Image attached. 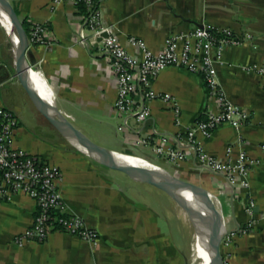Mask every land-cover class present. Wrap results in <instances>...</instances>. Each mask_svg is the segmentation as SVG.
<instances>
[{"label":"crops","instance_id":"0c3cea01","mask_svg":"<svg viewBox=\"0 0 264 264\" xmlns=\"http://www.w3.org/2000/svg\"><path fill=\"white\" fill-rule=\"evenodd\" d=\"M9 1L29 30L34 23L47 28L48 44L32 46L31 51L50 102L83 134L98 136L104 148L145 160L208 190L222 206L232 240L222 245L225 264H264V78L249 71L264 64V0H97L104 23L114 26L120 42L137 56L142 51L130 36L154 52L172 36L199 26L230 30L242 40L214 51V57L226 98L242 107L248 118L240 129L222 124L208 138H198L218 159L249 160V188L204 167L193 153L170 162L153 150L152 144L163 139L186 147L188 129L217 111L201 74L170 66L154 82L155 90L176 98L180 125L161 100L149 104L145 120L121 116L115 109L116 82L108 58L99 47L78 40L82 8L72 0L55 8L54 0ZM14 63V42L0 22V107L18 116L15 145L60 167L63 199L72 213L99 232L100 245L94 248L78 237L53 231L44 243L17 246L14 238L32 226L38 211L34 200L18 195L0 202V264H190L173 239L161 237L159 188L100 164L64 138L35 108L16 77ZM27 97L35 108L30 115L34 121L25 113ZM144 138L151 144L138 143Z\"/></svg>","mask_w":264,"mask_h":264},{"label":"built area","instance_id":"2783aa9c","mask_svg":"<svg viewBox=\"0 0 264 264\" xmlns=\"http://www.w3.org/2000/svg\"><path fill=\"white\" fill-rule=\"evenodd\" d=\"M63 1L54 0L52 8ZM72 1L83 10L80 11L83 25L78 31L79 42L87 47L97 45L108 58L116 82L115 109L121 116L145 120L150 115L149 104L161 100L172 108L176 124H181V109L176 98L154 88L155 80L170 66L201 74L209 94L216 99L217 111L210 112L205 120L197 121L188 129L183 141L186 147H174L163 139L152 144L155 154L172 162L186 159L193 153L204 167L225 175L232 183L249 188V160L243 157L237 162L231 158L218 159L206 151L198 138L199 135L208 138L222 124L240 129L242 122L248 118V113L242 107L226 98L217 77L214 57V51L221 52L227 47L239 45L242 40L230 30L218 31L203 26L172 36L160 51L154 52L143 40L130 36L129 41L142 51V56H137L120 42L114 33V26L104 23L103 11L97 0ZM46 35L44 24L31 25L28 34L30 48L47 45ZM32 69L38 72L34 67ZM249 71H255L264 78V64L254 65ZM18 127V116L12 110L0 107V202L25 195L34 200L38 208L32 226L18 234L14 243L19 247L29 242L44 243L53 231H61L97 248L100 245L99 232L90 228L84 218L72 213L60 193V184L64 180L62 170L17 147L15 136ZM138 143L150 145L151 140L144 138ZM231 152L232 149L228 148V155ZM231 242L227 235L222 245L228 246Z\"/></svg>","mask_w":264,"mask_h":264},{"label":"water","instance_id":"95a60500","mask_svg":"<svg viewBox=\"0 0 264 264\" xmlns=\"http://www.w3.org/2000/svg\"><path fill=\"white\" fill-rule=\"evenodd\" d=\"M0 5L8 13L12 21V32L18 38V42L15 43L13 41L16 77L38 112L71 144L95 158L100 164L110 169L123 172L138 182L153 185L173 197L188 212L191 221H193V218L196 219L198 233L206 238L210 253V261L208 264H225L222 254V243L230 232L224 223L223 210L219 221H216L213 217L212 210L204 197V192H210L201 186L170 174L165 169L167 174L162 175L137 170L132 165L121 161L118 158V154L120 153L104 148L83 134L54 104L48 106L43 102L38 91L32 86L30 81V71L33 70L32 68L36 64V59L30 48L28 33L12 3L9 0H0ZM184 193L190 195V202L194 206L193 210L186 209L182 201L178 198H184Z\"/></svg>","mask_w":264,"mask_h":264},{"label":"rangeland","instance_id":"374dc122","mask_svg":"<svg viewBox=\"0 0 264 264\" xmlns=\"http://www.w3.org/2000/svg\"><path fill=\"white\" fill-rule=\"evenodd\" d=\"M23 103L26 107V116L30 118L31 112L35 111V108L28 97ZM30 120L34 121V118H30ZM54 132L56 131L54 130ZM88 136L95 143L101 145L102 142L98 136L93 134ZM158 191L161 192L159 195V225L161 231H164L161 237L173 239L179 245L180 251L187 255L190 264H198L200 261L198 257H201L202 254L196 239V228L188 212L166 192L160 189Z\"/></svg>","mask_w":264,"mask_h":264},{"label":"bare ground","instance_id":"6f19581e","mask_svg":"<svg viewBox=\"0 0 264 264\" xmlns=\"http://www.w3.org/2000/svg\"><path fill=\"white\" fill-rule=\"evenodd\" d=\"M0 22L3 24V26L5 27V29L9 33L12 40L15 43L18 42L17 36L15 34H13V32H12V21L8 15V13L4 10V8L1 5H0ZM30 81H31L32 86L38 91L43 102H45L48 106H51L52 103L50 102L48 92L45 88V85H44V82L41 78V75L38 72H36L35 70H31L30 71ZM42 92H43V94H42ZM118 158L121 161L132 165L134 168H136L139 171L147 172L150 174H157V175L167 174V172L163 168H161L157 165H154V164H150L149 162H146L145 160H142L139 158L126 156L123 154H118ZM184 196H185L184 198L183 197H178V198L182 201L183 206L186 209L193 210L194 206L190 202V199H191L190 195L187 193H184ZM204 197H205L207 203L209 204V206L212 210L211 212H212L213 217L215 218L216 221H219L220 215L222 214L221 213L222 212V206L220 205V202L218 201V199L215 196H213L212 194H210L208 192H204ZM192 220H193L192 222L196 228V239L198 241V242L197 241L196 242L198 243L199 248L201 250L200 252L202 254L201 257H198L200 259L198 264H208L210 261V253L208 251L206 238L198 233L196 219L193 218ZM199 256H200V254H199Z\"/></svg>","mask_w":264,"mask_h":264},{"label":"trees","instance_id":"16d2710c","mask_svg":"<svg viewBox=\"0 0 264 264\" xmlns=\"http://www.w3.org/2000/svg\"><path fill=\"white\" fill-rule=\"evenodd\" d=\"M82 8V7H81ZM16 12H17V9L15 8ZM18 13V12H17ZM22 23H23V26L24 28L26 29L27 33L29 34L30 30L28 28V24L25 20H22Z\"/></svg>","mask_w":264,"mask_h":264}]
</instances>
